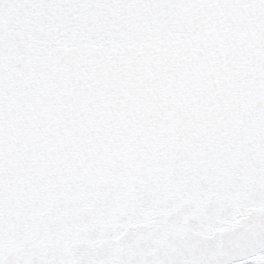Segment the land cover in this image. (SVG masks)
I'll return each instance as SVG.
<instances>
[{
	"label": "water",
	"instance_id": "water-1",
	"mask_svg": "<svg viewBox=\"0 0 264 264\" xmlns=\"http://www.w3.org/2000/svg\"><path fill=\"white\" fill-rule=\"evenodd\" d=\"M0 264H264V0H0Z\"/></svg>",
	"mask_w": 264,
	"mask_h": 264
}]
</instances>
